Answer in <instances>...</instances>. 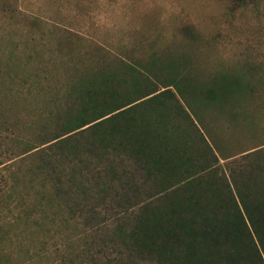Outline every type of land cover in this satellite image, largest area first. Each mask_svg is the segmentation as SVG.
<instances>
[{
	"label": "trees",
	"instance_id": "16d2710c",
	"mask_svg": "<svg viewBox=\"0 0 264 264\" xmlns=\"http://www.w3.org/2000/svg\"><path fill=\"white\" fill-rule=\"evenodd\" d=\"M260 5L264 0H228L227 7ZM183 32L193 47L207 43L190 27ZM216 61L205 74L185 54L102 63L70 81L76 106L40 125L55 131L37 142L10 130L0 110V165L11 160L8 198L20 211L29 207L19 186L24 163L32 181L71 182L73 206H61L98 240L96 251L85 247V259L73 264H95L99 256L106 264H126L125 256L155 264H264V56ZM8 141L19 148L9 158ZM55 147L43 175L37 161ZM68 157L73 165L61 164ZM86 162L92 166L82 170ZM60 188L52 183L46 191L56 196ZM105 223L111 228L100 237ZM15 255L9 250L5 264H20ZM57 256L47 264L68 258Z\"/></svg>",
	"mask_w": 264,
	"mask_h": 264
},
{
	"label": "rangeland",
	"instance_id": "374dc122",
	"mask_svg": "<svg viewBox=\"0 0 264 264\" xmlns=\"http://www.w3.org/2000/svg\"><path fill=\"white\" fill-rule=\"evenodd\" d=\"M227 4L228 0H0V110L8 114L9 129L37 136L36 142L52 134L55 128L43 130L42 124L60 120L69 104L76 106L70 81L118 58L185 54L205 74L217 66L216 60L230 63L247 53L263 57V5L229 12ZM184 27L196 30L207 43L193 47ZM18 150L8 141V158ZM57 152L55 147L41 153L37 164L43 175L51 168L49 157ZM10 162L0 165V254H6L0 264L8 263L9 250L20 264L53 263L62 254L68 255L62 264H73L85 259V247L96 251L98 240L87 235L86 224L72 220L61 206H73L72 196L66 194L71 182L47 178L37 183L24 176L26 163L22 164L19 186L24 185L21 190L28 193L24 202L29 206L23 212L16 199L8 198ZM88 163L82 170L92 166ZM61 164L73 165L70 157ZM52 183L61 187L56 196L46 191ZM37 186L42 187L40 195ZM110 228L111 223L101 224L100 237ZM124 259L126 264H155L138 257ZM93 262L106 264L103 256Z\"/></svg>",
	"mask_w": 264,
	"mask_h": 264
}]
</instances>
